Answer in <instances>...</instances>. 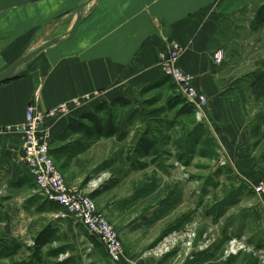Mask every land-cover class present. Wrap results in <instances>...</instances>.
<instances>
[{
    "label": "crops",
    "instance_id": "1",
    "mask_svg": "<svg viewBox=\"0 0 264 264\" xmlns=\"http://www.w3.org/2000/svg\"><path fill=\"white\" fill-rule=\"evenodd\" d=\"M86 1L0 0V74L40 46L65 38ZM81 14L72 37L41 52L0 85V229L9 237L17 228L22 231L23 223L28 229L29 212H45L30 204L31 198L43 199L30 194V186L32 191L35 188L22 163L21 140L6 128L25 121L31 102L46 112L101 93L87 111L54 119L55 138L71 118L96 109L103 104L96 101L119 86L117 92L125 84L137 88L154 82L159 76L160 49L172 39L184 49L180 66L208 97L203 125L222 152L230 157L247 152L264 136V0H94ZM218 52L224 53L220 63L214 59ZM126 126L122 121L121 131ZM143 134L142 128L126 140L135 147ZM126 140L102 139L61 171L75 189H85L104 173L111 174L112 179L92 198L120 234L124 249L120 264H156L163 259L146 255L148 248L184 222L185 196L175 189L182 190L185 167L177 160L167 165L173 182H162L156 167L153 175L142 174L153 165L133 167ZM113 142L112 155H94L97 145L104 148ZM60 223L52 228L58 236L66 235L68 226Z\"/></svg>",
    "mask_w": 264,
    "mask_h": 264
},
{
    "label": "rangeland",
    "instance_id": "2",
    "mask_svg": "<svg viewBox=\"0 0 264 264\" xmlns=\"http://www.w3.org/2000/svg\"><path fill=\"white\" fill-rule=\"evenodd\" d=\"M168 42L180 45L179 67L184 74L190 77L194 86L192 76L180 66V60L184 54L182 45L174 39ZM221 54L222 58L219 62L214 56L217 63L224 59V53L221 52ZM159 57L161 58V51ZM159 63L156 66L159 76L151 84H141L140 87L136 85L137 88L128 87L125 84V89L122 92H117L122 87L119 86L113 94L108 93L107 96L102 94L103 98L96 101V103L111 104L116 100L113 98L118 96V98L130 100L132 104L128 107L112 105L113 115L120 123L126 122L131 139L139 129L143 128L145 132L149 128L147 130L149 138L158 140V153L155 157H135L147 166L153 165L142 174L153 175L154 167H156L163 176L162 182H173L175 179H170L173 173H170V168L166 169L167 165L175 160L183 161L185 169L182 171L184 178L182 190L179 188L175 190L184 193L183 204L186 212L182 225L173 227L172 232L182 228L187 230V242L191 246L178 249L156 264H264V201L256 196L251 188V183L264 181V136L259 143L252 147V150L236 153V156L230 157L226 151L222 152L212 132L198 120L195 112L191 115L177 116V111H167L161 116L170 120L177 116L175 127L168 130L165 126L156 125L148 112L165 107L171 98L177 96L176 88L171 80L168 83L164 81L166 77L159 68ZM156 82L160 84L158 88L144 91ZM198 91L204 94L202 91ZM204 95L206 96V94ZM153 98H160V102L153 106L146 103ZM206 98L208 99L207 96ZM92 101L93 99L90 102ZM185 105L186 103H184ZM182 106L183 104L178 108ZM90 107L92 105L90 106L89 103L78 114L87 111ZM95 111L96 109L91 112ZM169 131L172 135H169ZM168 136H172V140L171 138L167 139ZM130 142L131 140H126L124 143L128 153V149L133 148L129 145ZM113 144L105 145L104 148L102 145H97L93 150L94 155L100 157L104 156L106 152L112 155L115 142ZM222 162L225 165H222ZM166 189L171 190L170 185ZM30 191V194L34 192V196L38 195L35 190L32 191L31 186ZM144 191V189L141 190L142 195L145 194ZM41 198L45 200V198ZM49 211L43 214L29 212L28 229H24L23 223L22 231L19 228L15 229L12 237L3 234L0 229V249H3L4 255L0 264L30 260L32 256L30 250H33V247H29V244L35 242L37 234L47 226L58 224L61 221L68 226L69 233L65 230L67 234L62 233L60 240L54 246L67 244L71 250L69 254H73L77 260L76 264H112L103 247L80 224L71 218H62L58 208ZM113 226L115 227V225ZM241 239L247 241V246L232 253L233 242H238ZM19 243L23 247L19 251H13L12 246ZM201 245H204L203 251L198 250V246ZM150 249L148 248L147 252ZM46 252L47 250L44 249L43 254L45 255ZM66 256L68 254L64 257ZM156 259L159 260V258Z\"/></svg>",
    "mask_w": 264,
    "mask_h": 264
},
{
    "label": "built area",
    "instance_id": "3",
    "mask_svg": "<svg viewBox=\"0 0 264 264\" xmlns=\"http://www.w3.org/2000/svg\"><path fill=\"white\" fill-rule=\"evenodd\" d=\"M180 45L165 43L160 51L159 68L164 76L169 77L175 85L177 94L182 96L194 108L196 117L200 122L205 121L203 109L208 105V99L193 85L187 74L179 67L178 58L181 52ZM219 62L221 52L216 55ZM100 93H95L84 98H76L71 102L63 103L57 108L43 112L35 102L28 105L25 121L13 127L6 128V132L15 133L21 140L23 151L22 163L31 178L35 192L61 208L62 218H71L80 224L97 243L103 247L112 264H120L123 255V244L118 230L100 213L95 200L92 198L94 191L112 179V175L104 173L101 177L92 180L85 189H75L68 185L65 176L50 154L52 135V122L58 116L66 117L78 114L92 99L98 98ZM222 165H225L222 162ZM251 188L256 196L264 201V181L252 184ZM188 227V226H186ZM188 233L184 228L175 230L164 236L147 255L164 259L178 249L191 246L187 242ZM31 242L29 247H33ZM247 241L241 239L233 242L234 247L243 249ZM204 245L198 246L203 251ZM238 249V250H239ZM237 250V251H238Z\"/></svg>",
    "mask_w": 264,
    "mask_h": 264
},
{
    "label": "trees",
    "instance_id": "4",
    "mask_svg": "<svg viewBox=\"0 0 264 264\" xmlns=\"http://www.w3.org/2000/svg\"><path fill=\"white\" fill-rule=\"evenodd\" d=\"M164 79L167 83L171 80L169 77ZM158 86H160V84L156 82L152 85V87H147L144 91L151 88H158ZM159 102L160 98H153L146 103L153 106ZM184 103H186L185 106ZM131 104L130 100L119 98L111 104H101L96 108L94 113L89 112L80 115L79 118H71L67 128L61 134H58L55 138H53L51 143L50 154L59 168L61 170L67 169L76 157L90 150L98 141L102 139L116 137L120 142L126 140L130 134L129 129L126 128L121 131V123L113 115L111 106L120 105L128 107L131 106ZM182 104L183 106L178 108ZM167 111H177V116L184 114L191 115L194 113V108L189 105L182 96L177 94V96L171 98L167 102L165 107H160L148 112V115L159 127L165 126L166 129L171 130L175 127L177 116L172 120L168 118L165 119V117H162L161 115H164ZM147 130H149V128ZM147 130L144 132L137 145L128 149V161L136 169H145L147 164L139 162V160L135 157L153 158L158 153V140H151L148 136ZM169 138L170 137L168 136L167 139ZM134 154L136 155L134 156ZM30 204L36 207V211L40 213L46 212L48 209H59L60 207L54 202H50L46 199L41 201L37 198H31ZM59 240L60 236H58V230L52 228V226H47L41 233L38 234L33 250L29 249L32 251L30 260L12 262L11 264H76V258L73 254H69L71 250L67 244L54 246V244ZM22 247L23 246L19 243L12 246V250L19 251ZM44 249L47 250L45 255L43 254ZM67 254H69V256L65 258L64 256ZM3 256V249H0V260Z\"/></svg>",
    "mask_w": 264,
    "mask_h": 264
},
{
    "label": "water",
    "instance_id": "5",
    "mask_svg": "<svg viewBox=\"0 0 264 264\" xmlns=\"http://www.w3.org/2000/svg\"><path fill=\"white\" fill-rule=\"evenodd\" d=\"M92 1H94V0H87L82 6H80L79 11H78V20H77L76 24L74 25V27L72 28V30L67 34V36L65 38L54 39V40L44 44L43 46H40L39 48L35 49L34 51L28 53L27 55L23 56L22 58L18 59L17 61H15L8 69H6L4 72H2L0 74V85L11 80L16 75V73L18 72V70L20 68H22L26 64L30 63L41 52L47 50L48 48H50L56 44L62 43L63 41H65L64 39L72 37L75 34L78 26L80 25V22L82 21V14H81L82 9L85 6H87L88 4H90Z\"/></svg>",
    "mask_w": 264,
    "mask_h": 264
},
{
    "label": "bare ground",
    "instance_id": "6",
    "mask_svg": "<svg viewBox=\"0 0 264 264\" xmlns=\"http://www.w3.org/2000/svg\"><path fill=\"white\" fill-rule=\"evenodd\" d=\"M239 249V247H234L233 252H236Z\"/></svg>",
    "mask_w": 264,
    "mask_h": 264
}]
</instances>
